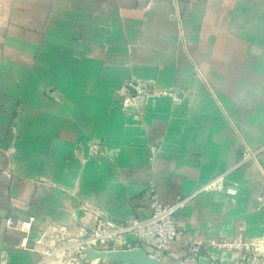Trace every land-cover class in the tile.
Here are the masks:
<instances>
[{
    "label": "crops",
    "instance_id": "obj_1",
    "mask_svg": "<svg viewBox=\"0 0 264 264\" xmlns=\"http://www.w3.org/2000/svg\"><path fill=\"white\" fill-rule=\"evenodd\" d=\"M150 181L182 234L118 249L235 264L213 243L264 237V0H0V264H118L76 244L150 215Z\"/></svg>",
    "mask_w": 264,
    "mask_h": 264
},
{
    "label": "built area",
    "instance_id": "obj_2",
    "mask_svg": "<svg viewBox=\"0 0 264 264\" xmlns=\"http://www.w3.org/2000/svg\"><path fill=\"white\" fill-rule=\"evenodd\" d=\"M152 84L146 82L142 83H129V88L135 91L134 95L126 96L124 99V107L131 104H136L139 97L147 94L145 85ZM99 146L94 144L92 152L97 154ZM224 176L217 177L203 189L210 190H227L223 182ZM148 195L150 200L151 213L144 218H133L126 223H118L115 220L104 217L100 212H97L95 226L91 230L83 229L81 232L82 240L76 244V251L80 255H84L85 249H92L96 251H110L116 250L124 243L126 234H134L138 237H148L150 242L159 250L164 251L171 243L182 234V231L177 225V212L184 207L185 200H179L173 204H166L160 200L157 192L156 184L154 181L149 182ZM35 221L34 217L25 219L8 218L7 224L29 232ZM59 233L70 234L66 227H60ZM27 237L22 240V245L25 246ZM218 247L236 251L241 256V261H236L235 264H243L244 261L251 263L264 260V237L259 239L248 240L238 234L229 241L223 243H213ZM75 246V245H74ZM131 249V248H130ZM196 250V249H194ZM67 254L63 252L62 255ZM74 260V259H73Z\"/></svg>",
    "mask_w": 264,
    "mask_h": 264
},
{
    "label": "water",
    "instance_id": "obj_3",
    "mask_svg": "<svg viewBox=\"0 0 264 264\" xmlns=\"http://www.w3.org/2000/svg\"><path fill=\"white\" fill-rule=\"evenodd\" d=\"M83 254L87 256L89 262L94 259H107L118 264H159L156 256L149 254L143 248L134 247L131 249H116L110 251H96L85 249Z\"/></svg>",
    "mask_w": 264,
    "mask_h": 264
},
{
    "label": "rangeland",
    "instance_id": "obj_4",
    "mask_svg": "<svg viewBox=\"0 0 264 264\" xmlns=\"http://www.w3.org/2000/svg\"><path fill=\"white\" fill-rule=\"evenodd\" d=\"M80 255V254H79ZM100 259H94L92 262L97 263ZM75 261V260H74Z\"/></svg>",
    "mask_w": 264,
    "mask_h": 264
}]
</instances>
